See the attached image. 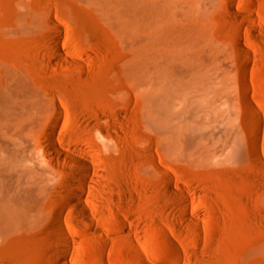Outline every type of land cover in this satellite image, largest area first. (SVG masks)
<instances>
[{
    "label": "rangeland",
    "instance_id": "obj_1",
    "mask_svg": "<svg viewBox=\"0 0 264 264\" xmlns=\"http://www.w3.org/2000/svg\"><path fill=\"white\" fill-rule=\"evenodd\" d=\"M147 2L0 0V98L26 114L27 163L48 165L36 143L51 134L97 166L74 179L91 221L66 204L67 174L49 187L4 177L1 193L38 213L0 239V264H264V0H159L150 25L131 17ZM133 24L165 57L160 75L130 66ZM55 39L76 64L54 56Z\"/></svg>",
    "mask_w": 264,
    "mask_h": 264
},
{
    "label": "bare ground",
    "instance_id": "obj_2",
    "mask_svg": "<svg viewBox=\"0 0 264 264\" xmlns=\"http://www.w3.org/2000/svg\"><path fill=\"white\" fill-rule=\"evenodd\" d=\"M159 6V0H148L145 8L141 9L139 6H135L131 10V17L135 21L142 16L146 17L148 25L153 22L154 16L160 17L161 10ZM158 8V9H157ZM130 33V66L134 68L151 66L155 67L158 70L159 75L163 71V65L166 63L165 57L155 49L147 48L146 44L143 41L142 36L138 32V28L133 24ZM236 40H240L236 39ZM239 61V71L241 73L246 72L244 56L247 53L246 49L242 47L241 41L237 42ZM49 46L54 50V56L61 61L77 63L78 59L72 56L67 55L59 48V40L55 39L49 42ZM150 46V44H149ZM242 52V53H241ZM174 61L170 65L174 66ZM152 105L148 110L149 117L147 118V125L150 130L154 131V134H159L161 130V121L159 116V109L157 108V95L153 94L151 96ZM0 103L2 105V111H0V239L5 238L7 235L14 233L21 223H28L30 220H34L38 211L33 207V217L26 214L27 210L23 209L19 211L13 204L11 198H7L10 195H4L1 193V187L3 185L4 177L16 174L20 176L27 177L26 184H33L34 186L49 187L50 179H53L56 176H59L61 173L67 174L68 177L63 179H68L72 181V184L75 185L76 189H79L76 185L74 179L79 177L81 184L86 181L82 175L90 174L94 172L97 168L96 162L94 159L85 156L84 154L78 153V151L70 150L65 147H61L59 143L52 137L51 134H46L43 140H38L36 145L39 147L41 154L44 159L47 160L48 165H36L34 167L30 166L27 161L31 159V155L26 152V142L27 132L25 128H22L25 123L24 118L26 114L22 108L17 104L13 103L8 98H0ZM54 107H57L56 103H52ZM260 124V121H258ZM90 132L94 133L99 132L103 134L105 128L100 124L98 119L91 121ZM24 127V126H23ZM250 133H256V130L253 126L250 127ZM247 147L251 153H257L258 151V141L253 139L252 136L247 135ZM31 168H33V176ZM63 171V172H62ZM51 174L47 176V174ZM100 180L95 179L92 181L93 188L97 191L100 187ZM40 187V188H41ZM71 190L66 194V204H72V208L78 216H81L86 221H91L93 211L85 203L84 196L85 193L83 189ZM113 197V194H110ZM91 199H95V193L89 194ZM63 211L62 208H59V212ZM25 213V214H24ZM24 214L25 217L21 219V215ZM26 221V222H25ZM58 227V234L64 242H69L72 240V236L64 232L59 221H56ZM131 247L133 243L129 241ZM65 254L58 255V261L60 264H65L63 258Z\"/></svg>",
    "mask_w": 264,
    "mask_h": 264
}]
</instances>
